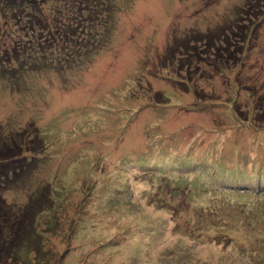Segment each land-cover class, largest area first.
Returning a JSON list of instances; mask_svg holds the SVG:
<instances>
[{"label":"rangeland","instance_id":"374dc122","mask_svg":"<svg viewBox=\"0 0 264 264\" xmlns=\"http://www.w3.org/2000/svg\"><path fill=\"white\" fill-rule=\"evenodd\" d=\"M116 18L84 68L0 74V160L18 162L2 197L18 216L47 202L22 224L39 264H264V221L242 209L264 196V0H132Z\"/></svg>","mask_w":264,"mask_h":264},{"label":"trees","instance_id":"16d2710c","mask_svg":"<svg viewBox=\"0 0 264 264\" xmlns=\"http://www.w3.org/2000/svg\"><path fill=\"white\" fill-rule=\"evenodd\" d=\"M131 2L132 0H0V42L4 50V56L0 58L1 76H6L10 81L17 79L23 71H55L58 75L65 68L71 69L72 65L84 68L111 46L116 30V16L120 9L126 8ZM19 34L20 40L10 46L8 37ZM24 36L30 38L29 42H23ZM3 59V62L8 63V68L1 62ZM256 120L257 124L262 122L261 126L264 128V116ZM40 153L39 150H34L33 155ZM16 158L0 160V264H39L42 256L38 255L40 234H33L34 231L29 228L25 231L22 224L28 212L33 219L34 216L38 217L49 211V206L47 202L35 199L25 209V214L20 216L12 212L8 205L5 206L2 191L13 184L12 181L8 182V173L14 169L16 171ZM220 165L219 163L218 167ZM216 170L214 175L221 173L219 168ZM183 183L184 180L178 181V185ZM234 184L242 183L234 180ZM233 193V189L228 192L212 191V197L216 200ZM255 199L256 203L253 205L243 203L242 209L254 207V222H262L264 196ZM226 200L229 205L232 204L229 199ZM219 208L226 210L225 202H221Z\"/></svg>","mask_w":264,"mask_h":264}]
</instances>
